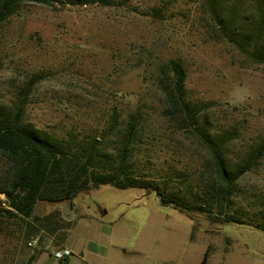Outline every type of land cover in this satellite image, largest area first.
Wrapping results in <instances>:
<instances>
[{
    "label": "rangeland",
    "instance_id": "374dc122",
    "mask_svg": "<svg viewBox=\"0 0 264 264\" xmlns=\"http://www.w3.org/2000/svg\"><path fill=\"white\" fill-rule=\"evenodd\" d=\"M262 54L264 0H23L0 20V118L9 120L20 104L23 126L71 137L76 151H70L78 160L91 154L96 170L113 171L122 160L135 180L148 185L104 183L71 197V206L99 208L103 221L111 222L108 241L125 251L111 250L106 264H198L206 246V264H264V229L255 226L264 220ZM172 59L184 67L185 100L196 108V124L217 142L223 163L235 168L261 152L221 204L240 222L206 218L208 209H217L220 182L210 145L169 113L165 88ZM131 114L136 125L123 147ZM9 174L0 152V187ZM152 188L190 210L161 204ZM6 207L0 192V209ZM69 207L37 200L33 212L70 211L76 222L80 216ZM2 217L0 264H17L10 257L31 249L29 236L17 235V224ZM92 224L80 228L77 221L62 236L75 243L93 238ZM33 245L27 264H61L49 253L51 244Z\"/></svg>",
    "mask_w": 264,
    "mask_h": 264
},
{
    "label": "trees",
    "instance_id": "16d2710c",
    "mask_svg": "<svg viewBox=\"0 0 264 264\" xmlns=\"http://www.w3.org/2000/svg\"><path fill=\"white\" fill-rule=\"evenodd\" d=\"M23 0H0V20L11 13L15 6ZM48 3L52 0H28ZM70 3H99L106 4L108 0H66ZM211 2L213 0H210ZM264 61V54H262ZM168 66L172 72L170 83H166V96L170 102L171 116L177 121L179 117L186 120V123L195 128L211 149L212 159L215 165L219 184L214 189L215 200L219 201L217 209H208L205 213L209 221H236L224 213L222 202H226L231 194L234 179L252 163L256 162L258 155L255 152L247 155L243 163L235 168L227 167L216 148L217 142L210 141L202 129L196 124L194 104L185 100L184 80L185 70L182 64L175 59L169 60ZM163 85V80L159 79ZM21 105L18 104L11 118L6 120L0 118V152L9 163L10 174L6 179V187H0L6 198L8 208H1L0 215H11L19 213L23 216L33 214L37 200L58 201L71 199L80 191H86L99 184H110L118 188L143 187L148 185L142 180H135L129 174L122 160L116 163L113 171H99L93 168L91 154L86 155L83 160H78L76 147L72 148L70 143L73 139L69 136L61 137L55 134L44 132L34 128H28L20 124L19 116ZM135 115L131 114L128 122L124 145H128V135L135 128ZM127 143V144H126ZM211 143V144H210ZM74 149L75 151H70ZM70 153V154H68ZM92 164V165H91ZM161 204H168L189 211L190 208L173 195H166L163 191L152 188L151 190ZM198 207V206H196ZM199 207H202L200 205ZM256 227L264 229V220L255 224ZM207 247L203 251L199 264H206Z\"/></svg>",
    "mask_w": 264,
    "mask_h": 264
},
{
    "label": "crops",
    "instance_id": "0c3cea01",
    "mask_svg": "<svg viewBox=\"0 0 264 264\" xmlns=\"http://www.w3.org/2000/svg\"><path fill=\"white\" fill-rule=\"evenodd\" d=\"M78 206L79 205H77V207H69V210H71L74 215L80 216L76 222L75 219H73V215H70V211L63 213L62 210L57 208L51 209L49 212L47 211V213L44 212L39 215L35 212L28 216H23L19 213H12L9 217V221H13L17 224L18 229L16 234H19L22 238L26 239L29 236L27 240L34 238L35 241H38L39 243L48 242L51 244V248L53 249L59 247L68 248L70 253L66 257L65 261H61V264H106V258L111 253V250L119 247L120 251H125L123 246L108 241L111 228L107 223L111 222L109 220L103 221L102 217L104 211H100L98 208L99 211L82 212ZM0 218H3L2 215H0ZM84 220L88 221V223L84 222ZM77 221L80 223V228H85L90 222H94L92 225L94 226L96 233L93 238L86 236L79 242L75 243L74 241L68 240L67 237H65L67 233H69V231L74 228ZM64 233L65 236H62ZM33 246H30L31 249L29 250H23L24 252L22 253L21 251L18 252L17 249L14 251L13 248H11V250H13V252L16 254H23L22 256H15L14 259L11 255L10 260L12 263L27 264L30 260H32L37 250L34 249ZM49 253L52 254L50 250ZM3 259L5 258L2 257L1 260ZM130 264H140V261L135 260Z\"/></svg>",
    "mask_w": 264,
    "mask_h": 264
},
{
    "label": "built area",
    "instance_id": "2783aa9c",
    "mask_svg": "<svg viewBox=\"0 0 264 264\" xmlns=\"http://www.w3.org/2000/svg\"><path fill=\"white\" fill-rule=\"evenodd\" d=\"M27 245L32 246L35 243V239L34 238H30L29 240H27ZM70 250L66 247H60V248H56L52 251V256L56 259H58L59 261H65L66 257L69 255Z\"/></svg>",
    "mask_w": 264,
    "mask_h": 264
},
{
    "label": "water",
    "instance_id": "95a60500",
    "mask_svg": "<svg viewBox=\"0 0 264 264\" xmlns=\"http://www.w3.org/2000/svg\"><path fill=\"white\" fill-rule=\"evenodd\" d=\"M141 188V187H140ZM144 189H146V188H144ZM151 191V190H150ZM150 191H148V192H150ZM152 192V191H151ZM58 201H65V202H68L69 203V205H70V207H71V204H70V199H68V200H58Z\"/></svg>",
    "mask_w": 264,
    "mask_h": 264
}]
</instances>
